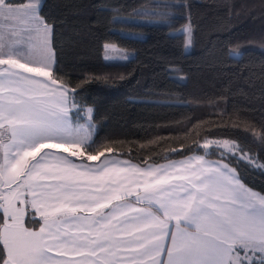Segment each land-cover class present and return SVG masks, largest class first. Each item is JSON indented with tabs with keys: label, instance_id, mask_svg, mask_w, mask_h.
Returning <instances> with one entry per match:
<instances>
[{
	"label": "snow or ice",
	"instance_id": "snow-or-ice-1",
	"mask_svg": "<svg viewBox=\"0 0 264 264\" xmlns=\"http://www.w3.org/2000/svg\"><path fill=\"white\" fill-rule=\"evenodd\" d=\"M41 8V0H0V264H264V194L222 163L239 160L264 175V151L207 141L220 161L89 163L117 154L112 142L97 145L90 115L76 122L92 109L53 78L52 25ZM181 32L190 44L191 25ZM29 209L37 230L24 227Z\"/></svg>",
	"mask_w": 264,
	"mask_h": 264
},
{
	"label": "trees",
	"instance_id": "trees-1",
	"mask_svg": "<svg viewBox=\"0 0 264 264\" xmlns=\"http://www.w3.org/2000/svg\"><path fill=\"white\" fill-rule=\"evenodd\" d=\"M164 1L42 0L40 15L52 25L56 53L53 78L75 90L80 108L92 109L97 145L112 142L117 156L139 165L191 154L221 160L215 146L204 147L207 139L232 140L260 155L264 0H167L185 7H165ZM146 9L176 15H136ZM113 16L134 22L114 23ZM189 22L192 47L186 52L181 29ZM105 44L134 55L109 61ZM82 112L76 121L86 120ZM223 161L245 185L264 194V175L239 160ZM32 212L25 223L37 230Z\"/></svg>",
	"mask_w": 264,
	"mask_h": 264
},
{
	"label": "rangeland",
	"instance_id": "rangeland-1",
	"mask_svg": "<svg viewBox=\"0 0 264 264\" xmlns=\"http://www.w3.org/2000/svg\"><path fill=\"white\" fill-rule=\"evenodd\" d=\"M25 2H27V0H26ZM164 2H165L164 4H171L170 1H167V0L164 1ZM41 3H42V0H41ZM144 11H158V10H155V9H146V10H144ZM168 12H170V11H168ZM188 24L191 25V35H192V23L189 22ZM188 24H187V25H188ZM183 33H184V32H183ZM185 35H186L185 51H186V52H190V51H191V47H192V45H191V42H190V44L187 43L189 37H188V35H187L186 33H185ZM191 38H192V36H190V40H191ZM110 45H114L115 48H114V49H108V50L105 49V58H106L107 60H109V61H121V60H124V59H117V58H118V57H122L123 55H127L128 58H131V57L134 55V52H133V51L126 50V49H124V48H120V47H118V46L115 45V44H110ZM234 51H236V52L239 53L240 49L238 48V49H235ZM232 52H233V51H231V54H232ZM177 77H179L181 80H184V79H185V76H183V75H177ZM82 114L85 115L86 120H85L84 122L76 121V122H78L79 124H85V123L88 121V117H89V115L91 116V113L88 114V113H86L85 111H83ZM91 123H92V122H91ZM92 129H93V128H92ZM207 141H214V142H220V143H223L224 141L235 142V141L227 140V139H207ZM207 141L204 142V145H205V143H206ZM235 143H236V142H235ZM236 144H237V143H236ZM210 146H215V144H213V145H209L206 149H209ZM179 159H180V158H179ZM176 161H177V159H174V161H172V162H176ZM177 162H178V161H177ZM139 167H140V168H144L145 166H144V165H141V166L139 165ZM2 191H3V190H0V195H1V192H2ZM31 210H32V209H31ZM33 211H34V210H33ZM36 216L39 218V214H38V213H37ZM25 221H26V218H25ZM27 228H28V227H27Z\"/></svg>",
	"mask_w": 264,
	"mask_h": 264
},
{
	"label": "crops",
	"instance_id": "crops-1",
	"mask_svg": "<svg viewBox=\"0 0 264 264\" xmlns=\"http://www.w3.org/2000/svg\"><path fill=\"white\" fill-rule=\"evenodd\" d=\"M63 84V83H62ZM65 85V84H64ZM110 158V159H119V160H121V161H126V162H128V164H130V165H133V166H136V167H139V164H137L136 162H133V161H131V160H129V159H126V158H123V157H121V156H117V155H115V156H109V155H107V156H105V157H101V160L100 161H94V162H89V163H91V164H93V165H96V164H99V163H101L105 158ZM190 157H202L203 158V160H205V161H209V162H211V161H220V159H211V158H207L206 156H204V155H200V154H191V155H188V156H186V157H183V158H180V159H177V161H185V160H187L188 158H190ZM172 161H174V160H169V161H166V162H163V163H157V164H154V163H150V164H146V165H144L145 167L146 166H148V165H151V166H167L170 162H172ZM176 161V162H177ZM195 161H193V166H195ZM222 163H225V164H227L230 168H232V169H234L231 165H229L227 162H225V161H223L222 160ZM141 166V165H140ZM236 171V170H235ZM236 173L238 174V172L236 171ZM238 177H239V179H240V182L242 183V184H244L243 182H242V180H241V178H240V176H239V174H238ZM245 185V184H244ZM246 187H248L247 185H245ZM248 188H250V187H248ZM251 189V188H250ZM253 190V189H252ZM253 191H255V190H253ZM255 192H257V191H255ZM259 193V192H258ZM3 194V191L1 192V195ZM25 218H26V215H25V217L23 218V224H24V227H26L27 228V226H26V223H25Z\"/></svg>",
	"mask_w": 264,
	"mask_h": 264
}]
</instances>
